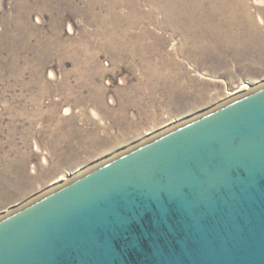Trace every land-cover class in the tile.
Here are the masks:
<instances>
[{"label": "rangeland", "instance_id": "obj_1", "mask_svg": "<svg viewBox=\"0 0 264 264\" xmlns=\"http://www.w3.org/2000/svg\"><path fill=\"white\" fill-rule=\"evenodd\" d=\"M200 3L0 0V215L264 82V0Z\"/></svg>", "mask_w": 264, "mask_h": 264}, {"label": "water", "instance_id": "obj_2", "mask_svg": "<svg viewBox=\"0 0 264 264\" xmlns=\"http://www.w3.org/2000/svg\"><path fill=\"white\" fill-rule=\"evenodd\" d=\"M0 264H264V82L0 215Z\"/></svg>", "mask_w": 264, "mask_h": 264}, {"label": "bare ground", "instance_id": "obj_3", "mask_svg": "<svg viewBox=\"0 0 264 264\" xmlns=\"http://www.w3.org/2000/svg\"><path fill=\"white\" fill-rule=\"evenodd\" d=\"M174 1H181V0H174ZM183 1V0H182ZM184 1H186V2H188V1H190V2H197V6H199L198 8H197V10H196V12H195V14L196 15H198L201 19H204V17H205V10H204V8L203 7H201L200 8V5H201V0H184ZM203 1V0H202ZM261 3V2H260ZM176 6H180V3H177V5ZM190 6V5H189ZM170 7H171V5H170ZM174 8V6L172 7V9L171 8H169L168 7V2L166 3V5L164 4L163 6H162V11L164 12V17L168 20V19H170L171 18V21L173 20V18H174V15H176L177 13H178V11H181V8H178L177 10H175V9H173ZM227 11L229 10L228 8L226 9ZM174 11H176V12H174ZM183 11V10H182ZM237 12V11H236ZM230 13H231V11H230ZM233 13V12H232ZM231 13V14H232ZM185 18V17H184ZM258 30V29H257ZM235 40V39H234ZM159 70V69H158ZM162 78V77H161ZM171 80V79H170ZM168 82V81H167ZM246 88H247V86H243V88H242V90L240 89V91L239 92H237V93H235L232 97H230V98H235V97H237V96H239V95H241V94H244V93H246V92H248V91H250V90H252L253 89V86H251L248 90H246ZM245 90V91H244ZM229 98V99H230ZM25 163V162H24ZM25 173V172H24ZM73 175H75V174H73ZM73 175H71V176H68V178L66 179V180H68L70 177H72ZM65 181V180H64Z\"/></svg>", "mask_w": 264, "mask_h": 264}]
</instances>
